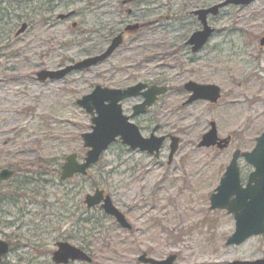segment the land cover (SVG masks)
<instances>
[{"label": "rangeland", "instance_id": "obj_1", "mask_svg": "<svg viewBox=\"0 0 264 264\" xmlns=\"http://www.w3.org/2000/svg\"><path fill=\"white\" fill-rule=\"evenodd\" d=\"M118 1L0 0V170L15 172L0 185V240L13 249L1 264H51L59 241L82 248L92 264H140L143 253L157 261L174 255L175 264L262 258L264 235L224 245L233 220L210 211L209 196L232 153L249 152L264 131V0L208 15L213 34L196 54L185 46L201 31L193 12L225 0H133L129 17L117 13ZM71 13L68 20L56 19ZM127 20L146 27L104 62L59 80H37L40 71L102 54ZM23 23L27 30L16 37ZM188 81L218 87L219 102L182 107ZM139 82L169 91L145 115L130 118L140 98L124 101L122 113L143 138L158 125L156 136L179 140L170 164L168 141L158 158L117 141L82 181L61 182L64 158L73 154L82 162L87 150L80 136L91 131L90 117L76 101L96 86L124 89ZM210 122L219 138L231 139L226 150L197 147ZM238 166L244 183L252 168L242 159ZM95 188L110 196L131 231L98 210L85 212L83 198ZM79 216L92 223L80 227Z\"/></svg>", "mask_w": 264, "mask_h": 264}, {"label": "water", "instance_id": "obj_2", "mask_svg": "<svg viewBox=\"0 0 264 264\" xmlns=\"http://www.w3.org/2000/svg\"><path fill=\"white\" fill-rule=\"evenodd\" d=\"M255 0H225L224 2L207 10H199L194 13L197 16L202 29L195 32L189 38L187 44L191 46V52L196 53L207 42L213 30L206 23L207 15L216 16L220 9L229 5L246 6ZM70 14L59 16V20L66 19ZM137 25L129 26L126 31H135ZM26 30L22 24L15 36H19ZM121 36H117L110 42L107 49L100 55L85 59L72 66L58 71H40L36 74L39 82L59 80L72 71L85 70L102 63L121 45ZM260 45H264L261 40ZM184 89L190 94L183 105H190L197 101L216 104L220 98V90L213 85H198L188 82ZM166 93L165 87L136 84L126 89H107L100 86L93 88L90 94L81 97L76 101L86 114L90 116L91 132L80 136L83 148L87 149L82 163H78L76 155H69L60 169V181L71 179L75 175L86 176L88 169L95 165L106 149L115 141H119L131 151L146 153L155 158L165 140L164 137H155L153 129L148 138H143L129 117L122 113L121 103L125 100L141 96L143 101L133 107L132 117L143 114L147 108L155 103L159 96ZM209 131L201 137L198 148L216 147L223 150L228 146L229 138L218 139L215 124H209ZM168 164H170L174 153L177 150L179 140L175 137L169 138ZM239 157L253 168L248 175L246 184L242 187L239 179L237 160ZM13 171L3 169L0 171V184L11 179ZM87 208L101 205L105 215L115 219L117 224L124 230H130L131 226L126 222L124 216L112 205L110 198L102 190L96 189L93 194L86 195L83 201ZM209 210H224L232 215L234 220V231L225 241V246H239L245 240L253 236L264 234V132L256 139L254 148L247 153L234 152L231 161L223 173L218 186L209 197ZM51 262L53 264H69L81 262L90 264L91 259L81 250L68 243L59 242L55 244ZM9 252L7 242L0 240V262ZM175 256L170 255L164 260L155 261L142 254L137 258L141 264H174ZM232 264H264V260L255 262H234Z\"/></svg>", "mask_w": 264, "mask_h": 264}, {"label": "flooded vegetation", "instance_id": "obj_3", "mask_svg": "<svg viewBox=\"0 0 264 264\" xmlns=\"http://www.w3.org/2000/svg\"><path fill=\"white\" fill-rule=\"evenodd\" d=\"M132 2H133V0H120V1H118L117 3H116V10H117V13L119 14V13H122V12H124L125 13V15L127 16V17H129L132 13H133V11L131 10V9H129L128 8V5L129 4H132ZM195 12H193V14H194ZM68 15V14H67ZM59 16H61V15H58L57 17H56V19L57 20H59ZM72 16V13L70 14V16L68 17V18H66V19H63V20H60V21H64V20H68V19H70V17ZM195 16V15H194ZM207 18V17H206ZM196 19H197V16H196ZM198 21V20H197ZM199 22V21H198ZM206 23H207V21H206ZM23 24H25V23H23ZM26 25V24H25ZM134 25H137L138 26V29H136L135 31H126V29L129 27V26H134ZM201 26V25H200ZM20 27H21V25H20ZM19 27V28H20ZM71 27L72 28H74L75 27V24H73V25H71ZM146 27V24H144V23H131V22H128V20L126 21V22H124L123 24H122V26H121V28H120V30H118L117 32H114L113 33V39L115 38V37H117V36H121V39H122V43H121V45L118 47V48H120V47H122L123 46V44H124V42H125V40L126 39H128V38H130V37H133V36H135V35H139L142 31H143V29ZM202 28V27H201ZM26 30H27V25H26ZM25 30V31H26ZM24 31V32H25ZM195 32H198V31H195ZM195 32H193V33H195ZM192 33V34H193ZM191 34V35H192ZM212 34H213V32H212ZM211 34V35H212ZM211 35H210V37H209V39L207 40V42H206V44L208 43V41L211 39ZM191 37V36H190ZM189 37V38H190ZM189 38H188V40H189ZM188 40L186 41V43H185V46L190 50V52H191V46H189L188 44H187V42H188ZM205 44V45H206ZM205 45L199 50V51H201L204 47H205ZM117 48V49H118ZM116 49V50H117ZM115 50V51H116ZM114 51V52H115ZM199 51H197L196 53H198ZM113 52V53H114ZM192 53V52H191ZM196 53H192V54H196ZM188 82H190V81H188ZM188 82H186V83H188ZM185 83V84H186ZM192 83H195V82H192ZM136 84H142V85H145L146 86V88H148V87H151V86H156V87H165L166 88V93H165V95L168 93V91H169V88L167 87V86H165V85H162V84H152V83H143V82H139V83H136ZM136 84H134V85H136ZM185 84H183V86H182V90L187 94V96L189 97V94L185 91V89H184V85ZM195 84H197V83H195ZM199 85V84H198ZM133 86V85H132ZM129 87H131V86H129ZM126 88H128V87H126ZM125 89V88H124ZM164 96V95H163ZM163 96H160V97H158L157 98V100L155 101V103L154 104H152L151 105V107H149V108H147L146 109V111L143 113V114H140V115H138V116H135V117H139V116H142V115H145V114H147L148 113V111L159 101V99L161 98V97H163ZM220 96H221V93H220ZM187 97V98H188ZM136 98H140V101L138 102V103H136V104H134L132 107H131V115H130V118H135V117H132V113H133V107L135 106V105H138V104H140L142 101H143V98L141 97V96H139V97H136ZM136 98H134V99H136ZM187 98H186V100H187ZM132 100V99H131ZM185 100V101H186ZM210 105H212V104H210ZM215 105V104H214ZM183 107V106H182ZM129 121H130V119H129ZM137 128H138V126H136ZM154 128H156V131L155 132H157V130H158V125H156V126H154L153 128H152V130L150 131V133H149V135H148V137L150 136V134L152 133V131H153V129ZM138 130H139V128H138ZM139 132H140V130H139ZM155 132H154V135H155ZM148 137H146V138H148ZM155 137H157V138H159V137H164L165 138V140H164V142H163V144L166 142V141H168L169 142V145H170V141H169V138L171 137V136H156L155 135ZM225 138H229L228 136L227 137H225ZM230 142H231V139L229 138V143H228V146L226 147V149L227 148H229V146H230ZM163 144H162V146H163ZM162 146H161V148H162ZM161 148H160V150H161ZM251 168V167H250ZM90 169V168H89ZM89 169H88V171H89ZM240 169V168H239ZM15 176V175H14ZM13 176V177H14ZM88 176V173L86 174V176H81V175H76V176H74L73 178H86ZM248 176V175H247ZM72 178V179H73ZM71 179V180H72ZM8 182V181H7ZM245 182H246V180L244 181V183H242V184H244L245 185ZM5 183V182H4ZM96 189H98V190H102V189H99V188H95L94 189V191L96 190ZM93 191V192H94ZM103 191V190H102ZM93 192L91 193V194H93ZM104 192V191H103ZM90 194V195H91ZM105 195H107L105 192H104V196ZM86 196V195H85ZM84 196V197H85ZM109 198H110V196L109 195H107ZM110 200H111V198H110ZM83 201H84V198H83ZM83 201H82V207L84 208V210H85V212H87V211H94V210H98L99 212H100V214L102 215V217H106V218H108V219H110V220H112L113 222H114V224L119 228V229H121V230H123V231H127V232H129V231H131V229H132V226L130 225V223L127 221V219H126V217H125V215L117 208V207H115V205L113 204V202H112V200H111V203H112V205L124 216V218H125V220H126V222L131 226V229L130 230H124V229H122L118 224H117V222L115 221V219L113 218V217H111V216H108V215H105L104 214V212H103V210H102V208H101V205H97V206H95V207H91V208H87L85 205H84V203H83ZM229 216V215H228ZM81 216H79L78 218H76V220H80V227H85V226H87L88 224H91L92 222L89 220V219H85V218H80ZM85 221H87V222H85ZM233 224H234V222H233ZM3 241V240H2ZM6 242V241H5ZM59 242H64V241H59ZM59 242H56V243H59ZM8 243V245H9V251L11 250V245H10V243L9 242H7ZM55 243V244H56ZM64 243H67V242H64ZM55 244H54V249H53V251L50 253V263L51 264H53L52 262H51V257H52V254H53V252L56 250V247H55ZM79 250H81V251H83L90 259H91V263L90 264H92V262H93V260H92V258L90 257V255L86 252V251H84L82 248H79ZM143 254H145V253H143ZM146 255V254H145ZM146 257H147V255H146ZM147 258H149V257H147ZM262 260H264V254H263V257L262 258H259V259H257V260H254V261H251V262H255V261H262ZM234 262H239V261H233V262H231L230 264H232V263H234ZM240 262H246V261H240ZM250 262V261H249ZM72 263H81V262H71V263H69V264H72ZM81 264H85V263H81ZM174 264H175V262H174Z\"/></svg>", "mask_w": 264, "mask_h": 264}, {"label": "trees", "instance_id": "obj_4", "mask_svg": "<svg viewBox=\"0 0 264 264\" xmlns=\"http://www.w3.org/2000/svg\"><path fill=\"white\" fill-rule=\"evenodd\" d=\"M79 179H80V181L83 180V178H81V177H80ZM1 200H2V198L0 197V201H1ZM79 222H80V220H76V221H75V223H77V224H80ZM85 222H87V221H85ZM11 250H13V249L11 248Z\"/></svg>", "mask_w": 264, "mask_h": 264}]
</instances>
